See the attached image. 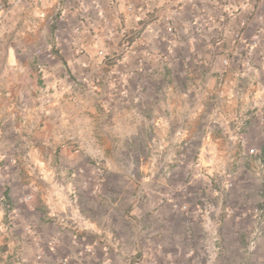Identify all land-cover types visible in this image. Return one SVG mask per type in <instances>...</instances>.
I'll return each mask as SVG.
<instances>
[{"label": "crops", "instance_id": "0c3cea01", "mask_svg": "<svg viewBox=\"0 0 264 264\" xmlns=\"http://www.w3.org/2000/svg\"><path fill=\"white\" fill-rule=\"evenodd\" d=\"M5 3L0 264H127L157 244V264H201L203 197L218 264H264V234L247 251L257 221L244 215L264 201V0ZM131 170L148 190L135 208Z\"/></svg>", "mask_w": 264, "mask_h": 264}, {"label": "built area", "instance_id": "2783aa9c", "mask_svg": "<svg viewBox=\"0 0 264 264\" xmlns=\"http://www.w3.org/2000/svg\"><path fill=\"white\" fill-rule=\"evenodd\" d=\"M20 1V0H19ZM138 0H129L128 10L132 12L135 9V4ZM178 1V0H177ZM193 3L195 0H191ZM42 0H29V6L31 11L40 12L41 9ZM178 2L172 7L171 13L165 17L166 22V28L169 33L170 40L173 41L176 39V29L173 24V17L178 13L179 7ZM13 4L5 3L0 5V9L3 12V15L1 17H4L8 15L12 10ZM101 15H104V12H101ZM235 38L241 39L242 35L241 33H234ZM126 47H123L121 50L125 51ZM102 54V53H101ZM103 63H107L106 56L103 55ZM104 64V65H105ZM225 64H228L227 61H225ZM24 109H26L28 106L26 104L23 105ZM252 152H256L255 149L251 150ZM93 167L95 170V174L97 175V181H101L105 176V168L103 166V162L101 160L95 159L93 161ZM199 173L202 172L199 169ZM129 178L135 185V195H134V203L133 207H138L140 204H142L146 198L147 195V185L146 180L139 176L137 172L134 170H131L129 172ZM228 186L230 187V182L228 183ZM185 187L182 186L180 188L181 194H185ZM179 191V189H178ZM202 206H201V212L208 214V219L205 224V228L207 231V240L205 242V245L202 247V261L201 264H218L219 254L221 251V246L219 243V221L218 220H210L209 217L212 216V213L215 212V206L213 201L210 198L203 197L201 199ZM183 211L189 210V205L187 203L181 204L180 207ZM253 215L256 218V225L250 230L248 241H247V251L252 252L254 251L258 246V240L259 238L264 234V201L262 205H258L254 208H252L250 211L245 212L244 215ZM139 226L136 227L135 235L134 237L138 240L139 236ZM109 243V246L113 248L114 250H118L121 247V242L117 238H108L106 240ZM137 252L133 255H130L127 257V264H140L144 260V254L145 252L148 254L147 258L149 259L151 264H157L158 263V256H156V253L158 250H162V245L157 244L156 246H138ZM193 253V252H192ZM171 264H186L185 262H177L173 261Z\"/></svg>", "mask_w": 264, "mask_h": 264}]
</instances>
